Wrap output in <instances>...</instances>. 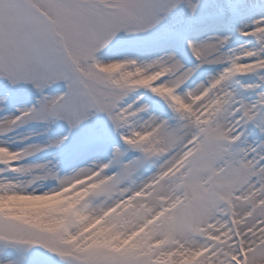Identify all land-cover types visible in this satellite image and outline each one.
Segmentation results:
<instances>
[{"label": "snow or ice", "instance_id": "obj_1", "mask_svg": "<svg viewBox=\"0 0 264 264\" xmlns=\"http://www.w3.org/2000/svg\"><path fill=\"white\" fill-rule=\"evenodd\" d=\"M0 264H264V0H0Z\"/></svg>", "mask_w": 264, "mask_h": 264}]
</instances>
